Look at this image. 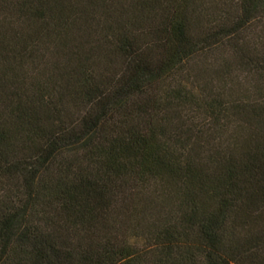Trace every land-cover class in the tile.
Segmentation results:
<instances>
[{
	"label": "trees",
	"instance_id": "1",
	"mask_svg": "<svg viewBox=\"0 0 264 264\" xmlns=\"http://www.w3.org/2000/svg\"><path fill=\"white\" fill-rule=\"evenodd\" d=\"M0 264H264V0H0Z\"/></svg>",
	"mask_w": 264,
	"mask_h": 264
}]
</instances>
